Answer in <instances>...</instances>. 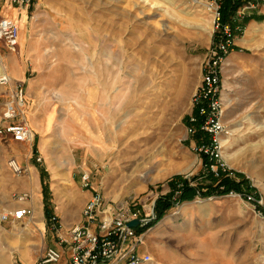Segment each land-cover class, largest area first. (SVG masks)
<instances>
[{"label":"rangeland","instance_id":"rangeland-1","mask_svg":"<svg viewBox=\"0 0 264 264\" xmlns=\"http://www.w3.org/2000/svg\"><path fill=\"white\" fill-rule=\"evenodd\" d=\"M54 1L56 23L52 15L45 16L42 33L46 50L56 48L48 63L64 83L42 101L47 104L46 131L27 142L26 152L40 156L36 163L46 168L50 182L52 177L58 232L65 236L80 221L88 201L84 189L111 202L152 207L171 192L169 181L182 184L179 176L194 186L213 184L186 120L213 43V17L205 3ZM2 6L0 1V10ZM34 9H28L31 19H37ZM240 11L230 15L242 31L235 34L234 60L228 61L229 54L223 70L224 130L219 141L229 138L230 157H224L223 148L220 152L227 173L246 180L252 190H245L264 200V17H259L264 0ZM241 14L252 18L242 20ZM9 53L0 47L3 63ZM80 77L87 84L79 83ZM115 134L117 142L108 144ZM9 152L13 150L5 146L0 151V215L19 205L16 185L25 180L8 169ZM85 174L89 187L83 186ZM152 225L147 250L155 264H264V220L239 196H196L176 203ZM48 226L45 240L28 220L0 223V264H12L22 252L42 253L51 239L58 242L57 230ZM162 234L169 241L165 248L156 245ZM66 259L68 255L58 264Z\"/></svg>","mask_w":264,"mask_h":264},{"label":"built area","instance_id":"built-area-1","mask_svg":"<svg viewBox=\"0 0 264 264\" xmlns=\"http://www.w3.org/2000/svg\"><path fill=\"white\" fill-rule=\"evenodd\" d=\"M34 1L10 0L20 13L27 11ZM193 1H203L211 13L214 36L203 64L202 81L193 96V111L187 116V132L193 137L200 129L209 135V140L197 145V149L207 155L204 169L220 179L229 170L220 152L222 141H219L224 130L223 70L228 55L235 48V31L242 29L238 20L234 27L231 23H222L223 0ZM254 1L257 3L254 4ZM258 3L259 0L245 1L234 14L256 7ZM242 17L244 18L241 14ZM20 31L19 19L0 17V47L3 45L8 50H17L20 45ZM0 65L4 66L2 60ZM0 87L5 88V91L0 92V148L3 143L11 141H34V132L27 117L25 84L14 81L3 67L0 72ZM36 160L40 161L41 157L37 155ZM7 165L17 177H25L30 173L29 166L21 164L15 157L8 158ZM83 181V186L89 187L87 174ZM227 195L244 198L254 214L264 220L263 198L247 190H231ZM29 197L28 192L16 195L19 202L27 201ZM32 214L31 207L21 205L12 211L3 212L0 222L23 220L30 218ZM57 219L55 215L52 216L50 224L58 232ZM157 219L155 203L152 207L133 202L116 203L108 201L104 194L95 191L82 208L80 221L70 226L65 236L59 232L57 236L61 245H68V264H155L153 255L147 250V239L152 223ZM133 220H139L136 226L130 225ZM64 253L62 248L47 246L32 264H58Z\"/></svg>","mask_w":264,"mask_h":264},{"label":"crops","instance_id":"crops-1","mask_svg":"<svg viewBox=\"0 0 264 264\" xmlns=\"http://www.w3.org/2000/svg\"><path fill=\"white\" fill-rule=\"evenodd\" d=\"M0 1L3 3V6L0 10V17L3 16L19 19L21 26L20 45L18 47V50H10L11 53L6 56L4 66L0 65V72L4 67L9 72L14 81H22L25 84L28 123L30 124L34 132V141H36L37 135L43 134L46 131L47 104L46 102L42 101L47 98L48 92L52 91L53 89L57 90L59 86L58 84H61L62 82L64 83V81L59 79V76L56 74V72H54L53 65H51L53 63L51 61H49L48 63V60H51L54 56L53 54L56 51V48L51 47V49L46 50L48 40L42 33V27L46 26L45 16L52 15L54 18L53 23H56L57 12L51 10L52 5H55V1L35 0L30 8L35 6L34 15L37 19H31L28 10L26 12L24 11V14L23 12L20 13L19 9L12 5L10 0ZM253 13L257 15L260 14L257 12ZM247 16L248 15H245L242 20H244ZM259 17H264V14L261 13ZM65 23H67L69 27L72 26V24L67 21H65ZM238 31L240 32L242 30H236L235 34ZM239 39L240 38H236V42H239ZM234 50L230 53L232 59L234 57ZM48 53H50L51 55L48 56ZM79 79V83L87 84L86 77H80ZM4 89L5 88L0 87V92L5 91ZM97 90L98 92L104 91L101 90L99 86H97ZM98 97H101V95H98ZM3 146H5L7 150H13V152H9L10 156H8L7 159L10 157H15L21 164L27 165L30 168V173L27 176L20 177L25 180H23V182H19L16 185L19 190L17 191L16 195L28 192L30 194V197L27 201L24 202H19L17 200L19 205L13 208V210L21 205L29 206L33 209V214L30 218L27 217L23 220L18 221L28 220L29 223L34 224V230L41 232L46 240V232L49 227L47 210L50 211L52 215H55L51 204L54 201L52 198H50V195L52 194V192L50 194V188L53 189L52 177L50 182L48 179L49 173L46 168L45 170L47 174L45 175L41 171V169L44 167H41L36 163L37 160L36 158H34V154L31 153L29 155L26 152V149L28 148L27 142L11 141L3 143L0 151H2ZM92 192L93 191L91 189H84L82 191L84 200H88ZM52 237L54 236L52 235ZM166 239L167 237L165 236V234H162L160 241H158L156 245L159 248H165L166 243L169 242L165 241ZM50 245L64 249V257L65 255L69 256L68 250H66L65 247H63V245L59 243V241L55 242L51 239L50 244L46 245V247ZM46 247L44 249H46ZM42 253L29 254L28 252H22L20 259L15 258L12 264H32ZM68 262L69 260L66 259L65 264H68Z\"/></svg>","mask_w":264,"mask_h":264},{"label":"trees","instance_id":"trees-1","mask_svg":"<svg viewBox=\"0 0 264 264\" xmlns=\"http://www.w3.org/2000/svg\"><path fill=\"white\" fill-rule=\"evenodd\" d=\"M248 0H223L222 3V23H231V25H235L233 21L230 19V15L234 14L244 3ZM249 18H252L250 16ZM247 18V20H249ZM217 35H215V39ZM235 49V48H234ZM187 120V118H186ZM197 145H201V143L205 140H209V135L202 132L200 129L197 130L195 135L193 136ZM203 162L205 163L207 160V155L205 153H201ZM43 174H47L45 168L41 169ZM209 176L212 177L215 182H218L216 186L213 184H202L199 183L198 185L194 186L190 182L188 178H184L183 176H179V179L182 181V184L178 186L173 180L169 181V186L172 188L171 192L166 195L160 196L156 201V212L158 220L162 219L166 212L172 208L176 203H180L183 201H190L193 200L196 196L201 197H209L212 195H225L229 193L231 190H236L238 192L244 191L245 188L252 190V187L249 183L246 182L244 179L236 180L235 178L231 177L228 173H223L222 176L219 178H215L214 175L208 173ZM198 178L195 176L193 179ZM246 185V187H245ZM179 192V196H175V194ZM54 216L51 214L50 211L47 210V219L48 223L50 224L51 217Z\"/></svg>","mask_w":264,"mask_h":264},{"label":"bare ground","instance_id":"bare-ground-1","mask_svg":"<svg viewBox=\"0 0 264 264\" xmlns=\"http://www.w3.org/2000/svg\"><path fill=\"white\" fill-rule=\"evenodd\" d=\"M146 1H148V0H146ZM194 2H197V1H194ZM200 2H203V1H199V2H197V3H200ZM157 2H152L151 3V5L152 6H154L155 4H156ZM204 3V2H203ZM206 6V5H205ZM232 60V58H229L228 59V61H231ZM93 70V69H92ZM119 126V125H118ZM229 138H225V137H222L221 138V141H222V148H223V152H224V154H225V158H229L230 157V155H229V152L227 151V149H228V147H230V146H227L228 144H227V142H229V140H228ZM117 140H118V138H117V136H116V134L112 137V139H110L109 141H107V143L109 144V142H110V144L111 145H114L116 142H117ZM121 140V139H120ZM143 144V143H142ZM123 146V145H122ZM154 148V147H153ZM158 148V147H157ZM158 150V149H157ZM148 151V150H147ZM128 152V151H127ZM222 152V151H221ZM236 153V152H235ZM132 154V153H131ZM124 155H125V152H124ZM130 155V154H129ZM126 157V156H125ZM124 157V158H125ZM142 157V156H141ZM153 157V156H152ZM138 158V157H137ZM230 159H232V157L230 158ZM229 159V160H230ZM227 160V159H226ZM144 161V160H143ZM142 161V162H143ZM145 163V162H144ZM143 163V164H144ZM230 163V162H229ZM142 166V165H141ZM138 167V166H137ZM150 170L148 171V172H146L145 173V176H147L148 174H150ZM144 175V174H143ZM54 182L56 183L55 184V187H59L58 185H59V183L58 182H56V180H54Z\"/></svg>","mask_w":264,"mask_h":264},{"label":"water","instance_id":"water-1","mask_svg":"<svg viewBox=\"0 0 264 264\" xmlns=\"http://www.w3.org/2000/svg\"><path fill=\"white\" fill-rule=\"evenodd\" d=\"M139 220H133L132 222H130V225L132 226H136L138 224Z\"/></svg>","mask_w":264,"mask_h":264}]
</instances>
